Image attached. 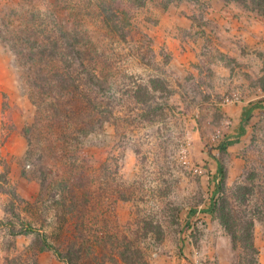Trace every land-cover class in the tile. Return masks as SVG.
Wrapping results in <instances>:
<instances>
[{
	"label": "rangeland",
	"instance_id": "obj_1",
	"mask_svg": "<svg viewBox=\"0 0 264 264\" xmlns=\"http://www.w3.org/2000/svg\"><path fill=\"white\" fill-rule=\"evenodd\" d=\"M54 39L82 56L66 91ZM263 86L249 5L0 0V264H239L223 209L264 264Z\"/></svg>",
	"mask_w": 264,
	"mask_h": 264
},
{
	"label": "trees",
	"instance_id": "obj_2",
	"mask_svg": "<svg viewBox=\"0 0 264 264\" xmlns=\"http://www.w3.org/2000/svg\"><path fill=\"white\" fill-rule=\"evenodd\" d=\"M226 3H240L242 5H249L251 7V10L257 12L258 15L264 17V0H223ZM15 47V45L13 46ZM77 48V49H76ZM28 53V59L35 61V59L39 56L43 59V57H51L53 61L48 65L50 68H54L57 62H60L63 64V71L55 72L53 75H51L52 78L55 80L45 77L47 81H45V85L47 87L50 86V84H57L58 88L60 90L66 91L69 90V88L77 87L80 78H77V75L74 74L75 71L72 69V66L75 68L82 69V56L81 52L78 49V46L76 47L75 44H69L67 43L65 48L59 47L58 40L54 39L51 42H47L46 46H42L39 48V51L37 52L39 55L37 56L36 52H27ZM26 57V54H25ZM27 59V57H26ZM76 75V79L74 77ZM54 85L52 87H54ZM264 91V86L262 87ZM249 117H246L245 120H243L240 124V129L242 133L245 132V128L248 125ZM232 143L227 144H220L219 150L225 151L228 145H231ZM217 170H216V178L217 176L220 177V181L214 184V190L212 192L211 197V203L208 208L209 213H214V210L216 209V202L214 200V196L216 193L223 191V181L225 178V172L223 169V166L216 162ZM214 177V179H215ZM4 183H6V177L4 178ZM229 212V211H228ZM195 210L190 211V215L194 214ZM220 223L227 231L228 235L231 237L232 243L234 248L240 249L241 252V262L239 264H256V256H257V250L253 243V235H252V227H253V221H250L249 223H246V225L243 223L241 219H236V224L233 223V220L230 217L229 213H226L224 209L221 211L220 215ZM25 229V228H24ZM31 230L30 227L26 228L24 232H13L14 235H21V234H27ZM42 249H52V246L47 242L46 240H42Z\"/></svg>",
	"mask_w": 264,
	"mask_h": 264
},
{
	"label": "crops",
	"instance_id": "obj_3",
	"mask_svg": "<svg viewBox=\"0 0 264 264\" xmlns=\"http://www.w3.org/2000/svg\"><path fill=\"white\" fill-rule=\"evenodd\" d=\"M222 1H223V0H222ZM223 3H224V4H228V3H226L225 1H223Z\"/></svg>",
	"mask_w": 264,
	"mask_h": 264
}]
</instances>
